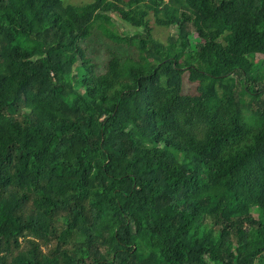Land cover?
<instances>
[{
    "label": "trees",
    "instance_id": "trees-1",
    "mask_svg": "<svg viewBox=\"0 0 264 264\" xmlns=\"http://www.w3.org/2000/svg\"><path fill=\"white\" fill-rule=\"evenodd\" d=\"M67 1L0 0V264H264V0Z\"/></svg>",
    "mask_w": 264,
    "mask_h": 264
},
{
    "label": "rangeland",
    "instance_id": "rangeland-1",
    "mask_svg": "<svg viewBox=\"0 0 264 264\" xmlns=\"http://www.w3.org/2000/svg\"><path fill=\"white\" fill-rule=\"evenodd\" d=\"M67 1V0H66ZM93 0H68L67 2L73 3V4H85L88 2H91ZM115 15V14H114ZM118 19V23L115 25V29L119 27V29H125V30H132L133 27L129 26L125 21ZM120 20V21H119ZM151 22L154 25V34L155 36L162 40L163 42L167 43V39L170 35H175L176 34V29L174 27L170 26H158L155 24L153 21V18L151 17ZM87 45H90L91 50L90 54H92L96 60L99 59L100 61H105L108 57V52L109 49H117L122 52V54L126 53H132L133 50L130 48H127V46H121L117 47V44L112 41V39L108 38L106 35L103 34L101 30H97V34L90 38L89 40L85 41ZM263 60L262 56H258L256 61H261ZM100 70H103V67H99ZM186 93H194L196 91V87L191 85L188 82V79H185V90Z\"/></svg>",
    "mask_w": 264,
    "mask_h": 264
}]
</instances>
